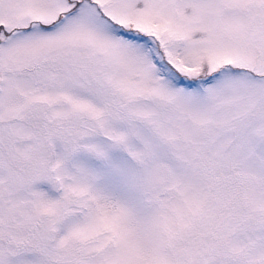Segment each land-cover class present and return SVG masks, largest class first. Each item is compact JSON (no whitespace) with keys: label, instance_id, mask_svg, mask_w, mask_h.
<instances>
[{"label":"snow or ice","instance_id":"snow-or-ice-1","mask_svg":"<svg viewBox=\"0 0 264 264\" xmlns=\"http://www.w3.org/2000/svg\"><path fill=\"white\" fill-rule=\"evenodd\" d=\"M0 264H264V0H0Z\"/></svg>","mask_w":264,"mask_h":264}]
</instances>
